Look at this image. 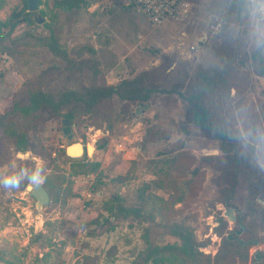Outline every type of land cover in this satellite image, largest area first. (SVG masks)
<instances>
[{
    "label": "rangeland",
    "instance_id": "rangeland-1",
    "mask_svg": "<svg viewBox=\"0 0 264 264\" xmlns=\"http://www.w3.org/2000/svg\"><path fill=\"white\" fill-rule=\"evenodd\" d=\"M39 1L28 22L17 25L15 41L0 43V114L14 103L28 105L38 89L59 102L67 92L82 95L106 80L145 77L136 90L122 91L138 99L115 95L72 119L74 144L85 149L79 158L68 155L63 130V114L73 106L62 108L60 116L40 111L26 151H17L0 130V264H131L145 248L147 230L154 243L178 242L169 233L172 222L191 226L200 250L214 257L223 233L249 212L248 181L240 172L233 207L220 201L223 168L209 158L220 150L197 126L184 131L183 97L195 85L197 70L225 71L216 112L234 130L241 153H253L264 186V76L251 57L259 52L264 58V16L254 11L257 5L247 0L244 16L226 19L220 0H191L179 19L153 26L124 1L86 0L87 6L74 10ZM23 6V0H6L0 20ZM50 27L67 58L42 44ZM74 161L99 166L88 174L72 168ZM6 177H17L19 187H5ZM35 177L48 185L47 206H37L26 191ZM256 201L264 206V189ZM120 204L142 215L115 217L110 208ZM229 208L235 219L227 216ZM262 261L264 239L251 246L245 264Z\"/></svg>",
    "mask_w": 264,
    "mask_h": 264
},
{
    "label": "trees",
    "instance_id": "trees-1",
    "mask_svg": "<svg viewBox=\"0 0 264 264\" xmlns=\"http://www.w3.org/2000/svg\"><path fill=\"white\" fill-rule=\"evenodd\" d=\"M123 0H116L115 5ZM24 6L19 10H13L6 20H0V43L7 39L12 43L15 41L13 35L19 23L30 19L31 12L28 10L27 0H23ZM6 0H0V9L5 5ZM247 0H220L221 11L225 10L226 19L233 14L242 17L247 12ZM54 9L74 10L87 6L86 0H53ZM221 14V12H220ZM225 16V15H224ZM57 18V14L54 16ZM230 19V18H229ZM50 26V25H49ZM55 30L50 27V36L42 38V44L55 55L68 57V51L56 39ZM33 35L32 33H29ZM11 53L10 49L6 50ZM89 51L94 52L93 48ZM252 60L258 76H264V58L259 52H253ZM145 74H139L135 79L124 78L119 84L102 82L97 86L86 88L82 95L75 92H67L59 102L54 101L42 90H35L29 96V104L21 105L14 103L10 109L0 114V130L3 138L11 140L17 151H26L29 148V133L36 127L37 114L44 109L50 110L56 116H60L62 108L73 106L63 114L65 119L72 120L79 113H92L99 104L106 99L118 95L122 99L136 100L138 97L129 96L123 93V89L132 88L136 90L138 85L143 84ZM195 85L188 95L183 97L186 102V113L181 121L184 131L187 125L197 126L208 138L216 141L220 155L209 156L217 159L221 164L220 175L218 176L220 201L227 207H233L232 200L235 195L239 174H246L248 181L247 210L243 217L237 219L234 228L223 233L221 246L214 257L205 254L200 250L202 243L199 242L194 229L191 226L172 222L169 226V233L178 239V242L159 244L154 243L147 230L143 236L145 248L141 250L133 259L131 264H245L249 258L251 246L263 241L264 236L260 232L264 231V206L257 200L259 190L264 189L260 177V168L253 159L252 152L241 153L239 140L234 130L223 121L217 114L215 103L218 96L224 89L226 83V73L221 67L199 69L195 73ZM140 87V86H139ZM144 96V101H147ZM64 119V120H65ZM63 120V121H64ZM75 163V164H74ZM74 166L83 167V173L91 174L98 168L99 164L79 163L74 161ZM226 164V168L225 167ZM91 168H90V166ZM93 165V167H92ZM75 169V168H74ZM101 183V181L99 182ZM158 188H163L159 182H155ZM45 186L48 185L45 183ZM115 217L121 214L127 216L133 214L141 216L140 210L128 209V207L116 206L110 208ZM261 219V222L256 220ZM224 218H220V222ZM222 233L220 234V236ZM261 258H257L259 261ZM261 261V260H260ZM264 263V261H262Z\"/></svg>",
    "mask_w": 264,
    "mask_h": 264
},
{
    "label": "built area",
    "instance_id": "built-area-1",
    "mask_svg": "<svg viewBox=\"0 0 264 264\" xmlns=\"http://www.w3.org/2000/svg\"><path fill=\"white\" fill-rule=\"evenodd\" d=\"M98 1V0H96ZM126 5L134 6L153 26H160L169 20L179 19L191 4V0H123ZM98 4V2L96 3ZM95 2L91 6L96 5ZM199 46V44H197ZM192 46V50L198 49ZM123 79V78H122ZM113 83V82H110ZM206 251V250H205Z\"/></svg>",
    "mask_w": 264,
    "mask_h": 264
},
{
    "label": "water",
    "instance_id": "water-1",
    "mask_svg": "<svg viewBox=\"0 0 264 264\" xmlns=\"http://www.w3.org/2000/svg\"><path fill=\"white\" fill-rule=\"evenodd\" d=\"M28 2V10L30 12H36L39 10L40 8V1L39 0H27ZM45 22V18L44 17H40L38 19V23H44ZM35 29V26L33 27L32 30ZM65 123V127H64V132L67 134V144H68V148H67V153L68 155L75 157V158H79L80 156H82V154L84 153V147H82L80 145V150L79 152L74 151L71 146L74 144V134L72 132H70L71 130V122L72 120L70 119H65L63 121ZM88 151V150H87ZM76 152V153H75ZM26 191L29 192V194L36 200L37 206H41L43 204V206H47L51 200V196L49 191L47 190V188L45 187L44 183L40 182L38 180V178H33L30 183L26 186ZM233 209L229 208L226 210V214L227 216H229L230 218H233Z\"/></svg>",
    "mask_w": 264,
    "mask_h": 264
},
{
    "label": "clouds",
    "instance_id": "clouds-1",
    "mask_svg": "<svg viewBox=\"0 0 264 264\" xmlns=\"http://www.w3.org/2000/svg\"><path fill=\"white\" fill-rule=\"evenodd\" d=\"M253 3L257 5V7L254 8V11L259 12L261 16H264V0H253ZM260 35L261 37H264V31H262ZM261 42L264 43V39H262ZM3 183L5 187H19V179L17 177H6Z\"/></svg>",
    "mask_w": 264,
    "mask_h": 264
},
{
    "label": "bare ground",
    "instance_id": "bare-ground-1",
    "mask_svg": "<svg viewBox=\"0 0 264 264\" xmlns=\"http://www.w3.org/2000/svg\"><path fill=\"white\" fill-rule=\"evenodd\" d=\"M71 148H72L74 151H76V152L81 151V150H80V144H77V143L73 144V145L71 146ZM76 152H75V153H76Z\"/></svg>",
    "mask_w": 264,
    "mask_h": 264
}]
</instances>
